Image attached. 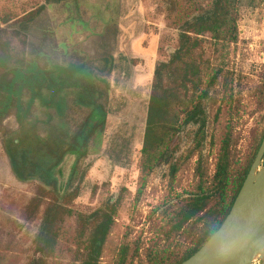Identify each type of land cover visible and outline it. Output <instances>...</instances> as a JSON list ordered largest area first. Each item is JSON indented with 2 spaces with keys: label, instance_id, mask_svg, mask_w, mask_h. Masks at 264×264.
<instances>
[{
  "label": "rangeland",
  "instance_id": "rangeland-1",
  "mask_svg": "<svg viewBox=\"0 0 264 264\" xmlns=\"http://www.w3.org/2000/svg\"><path fill=\"white\" fill-rule=\"evenodd\" d=\"M207 4L0 0V18L10 20L0 30V259L5 264H26L31 257L44 264H82L79 216L109 200L118 213L99 264H119L123 249L133 264H147L148 255L174 260L194 245L200 223L180 231L172 226L198 191L199 156L210 181L229 136L234 181L264 131V0H240L239 38L226 67L230 84L221 77L204 102L205 139L198 146V126H185L174 156L176 172L165 162L149 175L141 171L155 68L177 48L179 23ZM28 12L36 13L31 22L22 19ZM92 69L94 86L86 88ZM95 100L107 119L102 133L90 138L89 152L82 158L66 154L51 179L46 171L44 177L29 171L44 167L32 155V145L48 165L50 143L88 135L98 119L91 123L88 117ZM49 137L47 150L41 148L39 139ZM74 163L77 174L69 178ZM46 217L55 242L49 255L40 256L37 240Z\"/></svg>",
  "mask_w": 264,
  "mask_h": 264
},
{
  "label": "trees",
  "instance_id": "trees-1",
  "mask_svg": "<svg viewBox=\"0 0 264 264\" xmlns=\"http://www.w3.org/2000/svg\"><path fill=\"white\" fill-rule=\"evenodd\" d=\"M239 6L240 0H208L207 6L200 8L195 15L179 23L177 48L169 60L160 62L155 68L141 148L140 165L144 175H149L162 162H165L173 173L176 172L177 164L174 156L179 134L185 126L190 124L198 126L197 135L200 138L197 141L198 146L205 139L208 120L204 102L221 77L226 85L230 84L226 67L230 63V47L237 43L239 38ZM35 14L28 12L22 19L31 22ZM9 21L8 17L0 18V30L1 23L5 24ZM205 42L209 44L205 46ZM229 78L231 82L232 79L230 76ZM82 79L84 80L83 77ZM93 79L94 77L91 76L90 81L85 82L86 88L94 86ZM92 103V108L88 106L91 110L89 120L94 111L101 112V119L98 121L97 129L94 130L100 135L105 126L106 113L102 111V106L96 100ZM71 137L73 142L58 138L50 143L53 145L46 154L52 160L48 165L35 152V144L32 145V155L44 167L33 166L30 170L27 167L25 169L34 173L38 172L37 174L40 173L43 177L42 171H46L45 174L50 177L66 154L72 152L77 153L81 158L84 157L89 152L88 144L92 136L83 137L81 143L78 142L80 136L74 134ZM229 138L227 136L221 143L214 174L210 181L206 178L203 157L199 156L195 168L199 181L198 191L192 194L179 210L172 226L176 231H180L185 225L200 223L202 227L194 245L174 260L148 255L147 264L182 263L196 253L221 226L254 161L264 138V131L251 159L234 181L231 176L232 158ZM52 139L51 137L48 140L39 139L38 143L41 148L46 149L48 148L46 143ZM12 162L16 168L13 159ZM74 167L71 177L77 174V167ZM117 213V204L109 200L89 215L79 216L78 238L85 253L82 264H99L105 242L113 230ZM54 242L51 225L46 217L38 234L36 254L49 255L54 248ZM133 260L127 261L126 252L123 249L118 263L133 264ZM5 261L4 258L0 259V264H5ZM40 261L31 257L26 264H44Z\"/></svg>",
  "mask_w": 264,
  "mask_h": 264
},
{
  "label": "water",
  "instance_id": "water-1",
  "mask_svg": "<svg viewBox=\"0 0 264 264\" xmlns=\"http://www.w3.org/2000/svg\"><path fill=\"white\" fill-rule=\"evenodd\" d=\"M65 167L63 171L69 168ZM256 260L264 264V138L221 226L180 264H254Z\"/></svg>",
  "mask_w": 264,
  "mask_h": 264
},
{
  "label": "flooded vegetation",
  "instance_id": "flooded-vegetation-1",
  "mask_svg": "<svg viewBox=\"0 0 264 264\" xmlns=\"http://www.w3.org/2000/svg\"><path fill=\"white\" fill-rule=\"evenodd\" d=\"M94 69H92V76L95 78V76H94V71H93ZM58 75H60V74H58ZM81 80H82V77L79 79V81L78 82H81ZM55 85H56V87H58L57 86V83L55 82L54 83ZM78 102H80V101H78ZM80 103H84L83 101H81ZM85 104V103H84ZM83 105V104H82ZM102 111L103 112H105L104 110H103V108H102ZM90 113H91V110H90V112H89V115H90ZM106 113V112H105ZM95 114L97 115V116H95ZM88 117H90V116H88ZM98 118V119H97ZM94 119H97L96 121H94V123L91 125L90 123H89V126H90V130H89V133H88V135L87 136H84L83 134H80V135H77V136H80L79 137V140H78V142L79 143H81L82 141H83V137H88V136H98V131H94V130H96L97 129V124H98V121L101 119V112L100 111H94L93 112V114H92V117H91V119H90V121H91V123L93 122V120ZM106 119H107V115H106ZM106 119H105V123H106ZM95 132V133H94ZM58 139V138H57ZM59 140H61L60 138H59ZM72 153V152H71ZM76 155H77V153H76ZM78 156V155H77ZM51 176H54V172H52V174L50 175V177Z\"/></svg>",
  "mask_w": 264,
  "mask_h": 264
}]
</instances>
